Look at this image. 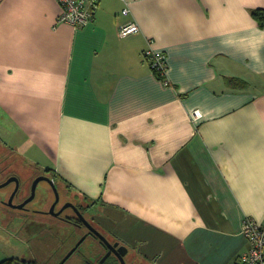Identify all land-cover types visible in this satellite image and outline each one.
I'll return each instance as SVG.
<instances>
[{
    "label": "crops",
    "instance_id": "0c3cea01",
    "mask_svg": "<svg viewBox=\"0 0 264 264\" xmlns=\"http://www.w3.org/2000/svg\"><path fill=\"white\" fill-rule=\"evenodd\" d=\"M256 8L264 0H99L75 29L55 0H0V141L150 232L145 257L235 264L243 219H264ZM128 22L139 31L119 36Z\"/></svg>",
    "mask_w": 264,
    "mask_h": 264
},
{
    "label": "rangeland",
    "instance_id": "374dc122",
    "mask_svg": "<svg viewBox=\"0 0 264 264\" xmlns=\"http://www.w3.org/2000/svg\"><path fill=\"white\" fill-rule=\"evenodd\" d=\"M0 156L4 158L5 161H7V165H9L7 166V170L0 173V175H2L0 176V182L7 177L9 171L19 173L21 183L18 189L19 196L16 197V200L27 195L29 193V181L32 174L36 173L35 171L38 170L37 166L32 165L31 162L24 160L21 155L6 147V145L1 141ZM43 187L44 184L42 182L37 185L35 197L32 201L29 202V206L31 208L37 207L40 204ZM13 188L14 183L0 188V197H5V195H8ZM65 191L64 192L67 193L69 197L85 204L82 196L73 194L67 188L65 189ZM88 204H90V206L87 208L88 221L91 222L93 226H95L103 235L108 237V239L118 240L119 237L122 240L120 242L125 243V246L128 249V252L126 254V261L128 264H169V260H173L171 264H177V262H179V260H176L175 258L170 259L169 251L165 248H161V250L160 248H157V252L159 254L155 256L156 258L145 257L144 255H142L144 251L147 253L150 252L146 250V244H144V246L142 247H140L139 244L143 239L149 238V235L147 233L150 232L147 231L146 233H138L135 230L134 223H132L131 225V221L127 220V217L124 216L122 219L119 213L111 210H106L99 204L93 205L90 200H87V205ZM20 216L21 213L19 210L0 204V261L5 258H24L30 260L28 259L30 258L28 257V254L33 251V248L29 246V244H27V241L30 238L32 239V237L34 238L40 235L41 228L39 224L34 222L37 216L36 214L30 212V217H26V220L20 218ZM45 217L48 216H42L41 219ZM47 222L48 225H51V223H55V225L58 226L59 224V233L63 234V237L60 236L59 238L58 251L61 250L60 248L62 247V245L67 242L73 241L74 234H77V232H82V230L77 231L74 226H70L69 224L58 219H53L51 216H49ZM34 223H36V225H34ZM37 227L38 229L36 230ZM45 232H47V230ZM33 242H35V240H33ZM37 243L36 249L38 250V254L43 256V258L38 257L36 259V261L39 262L41 260L45 261V259L48 258L46 253H49V250H51L50 247L57 246V242L55 240L51 243L48 242V247L46 243ZM69 246L71 247L72 245L69 244ZM55 255H57V253ZM159 256L160 258L158 259L157 257ZM59 258L60 256L58 257V259ZM74 259H76V256H73L71 260L73 261ZM27 264L31 263L27 262Z\"/></svg>",
    "mask_w": 264,
    "mask_h": 264
},
{
    "label": "flooded vegetation",
    "instance_id": "af4514ba",
    "mask_svg": "<svg viewBox=\"0 0 264 264\" xmlns=\"http://www.w3.org/2000/svg\"><path fill=\"white\" fill-rule=\"evenodd\" d=\"M7 166H9L7 165V161H5V159L0 156V173L7 170ZM35 172L36 173L32 174L29 181V193L17 200L16 197L19 196L18 189L21 183L19 173L9 171L7 177L0 182L1 185L8 180H12L4 186L14 183V188L12 191L8 195H5V197H0V204L19 210L21 213L20 218L24 220L27 219L26 217H30V212L36 214L37 216L34 222L39 224L41 228V234L37 237H34L36 239L32 237V239L30 238L27 241V244L33 248V251L28 254V257L30 258L27 257L30 260L24 258H15L17 261H26V263L28 262L31 264H128L126 261V254L128 251L125 254H122L119 248L121 246H125V243H122L120 242L121 240L117 239H108V237L103 235L95 226H93L91 222L88 221L87 208L90 206V204L87 205V200L85 198H83L85 201V204H83L82 202L69 197L67 193H65L66 187H62L63 184L61 180L53 171L47 169H38ZM38 177L42 179L37 183V185L41 182L44 184L42 197L40 204L37 207L31 208L29 206V202L33 199L28 202L25 201L31 195L32 184ZM42 216L48 217L41 219ZM49 216H51L53 219L63 221L70 226H74L77 231L82 230V232H77V234H74L73 241L62 245L60 248L61 250L58 251L59 238L60 236L63 237V234L61 233V235L59 233V224L58 226L55 225V223L48 225L47 220L49 219ZM87 222L106 238L107 243L101 240L98 235L88 228ZM36 223H34V225H36ZM46 230L47 232H45ZM33 240H35V242H33ZM54 240L57 242V246L50 247L51 250H49V253H46L48 258H46L45 261H36L38 257L43 258V256L38 254L36 243L40 242V244H42L43 242L47 245L48 242L51 243ZM69 244L72 246L70 247ZM56 253L57 255H55ZM59 256L60 258L58 259ZM73 256H76V259L72 261L71 259Z\"/></svg>",
    "mask_w": 264,
    "mask_h": 264
},
{
    "label": "built area",
    "instance_id": "2783aa9c",
    "mask_svg": "<svg viewBox=\"0 0 264 264\" xmlns=\"http://www.w3.org/2000/svg\"><path fill=\"white\" fill-rule=\"evenodd\" d=\"M60 6L57 22L67 23L73 28H81L94 19V11L99 0H55ZM125 1V0H124ZM129 13L128 7L122 9V14ZM139 31L136 22L122 24L118 28V34L126 37ZM144 57L148 60L155 74L163 77L162 81L168 85L165 75V56L162 52L151 47L144 51ZM194 116H199L194 111ZM241 233L245 237L248 248L237 256L235 264H264V219L257 221L251 217H245L242 221Z\"/></svg>",
    "mask_w": 264,
    "mask_h": 264
},
{
    "label": "trees",
    "instance_id": "16d2710c",
    "mask_svg": "<svg viewBox=\"0 0 264 264\" xmlns=\"http://www.w3.org/2000/svg\"><path fill=\"white\" fill-rule=\"evenodd\" d=\"M250 14H251V17H253V19L255 20V23L257 24V26L259 27H262L264 25V9H260V8H256V9H252L250 11ZM76 29V28H75ZM157 77L159 79H163L162 76H160L159 74H156ZM237 81H241V80H238L236 79ZM235 81L233 84H234V87L235 88H240V86L242 85L240 82H237ZM243 82V81H241ZM23 263H26L25 261H17L15 258H5V259H2L0 261V264H23ZM27 264V263H26Z\"/></svg>",
    "mask_w": 264,
    "mask_h": 264
},
{
    "label": "water",
    "instance_id": "95a60500",
    "mask_svg": "<svg viewBox=\"0 0 264 264\" xmlns=\"http://www.w3.org/2000/svg\"><path fill=\"white\" fill-rule=\"evenodd\" d=\"M41 179H42V178L38 177V178H36V179L34 180V182H33V184H32V187H31V195L29 196V198H28L25 202H28V201H30L31 199H33L34 194H35V188H36V185H37V183H38ZM11 181H12V180H8V181L4 182L3 184L0 185V187H2V186H4V185L8 184V183L11 182ZM87 226H88V228H89L92 232H94L96 235H98V236L101 238V240H103L104 242L107 243L106 238H105L101 233H99V231H98L97 229H95L94 227H92L88 222H87ZM115 245H116V244H115ZM119 248H120L122 254H125V253L127 252V247H125V246H121V247H119Z\"/></svg>",
    "mask_w": 264,
    "mask_h": 264
}]
</instances>
